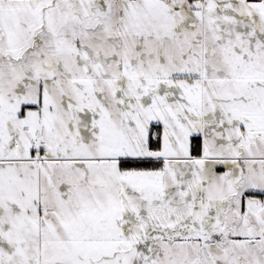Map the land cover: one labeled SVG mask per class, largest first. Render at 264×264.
Here are the masks:
<instances>
[{"label":"snow or ice","instance_id":"obj_1","mask_svg":"<svg viewBox=\"0 0 264 264\" xmlns=\"http://www.w3.org/2000/svg\"><path fill=\"white\" fill-rule=\"evenodd\" d=\"M0 264H264V0H0Z\"/></svg>","mask_w":264,"mask_h":264}]
</instances>
